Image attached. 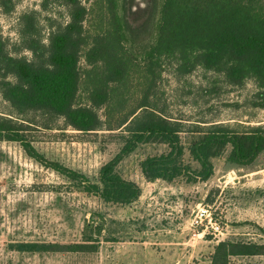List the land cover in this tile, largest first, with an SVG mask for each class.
<instances>
[{
  "label": "trees",
  "instance_id": "obj_1",
  "mask_svg": "<svg viewBox=\"0 0 264 264\" xmlns=\"http://www.w3.org/2000/svg\"><path fill=\"white\" fill-rule=\"evenodd\" d=\"M11 0H0L10 12ZM151 17L134 26L126 2L43 0L42 8L63 6L65 24L52 16L46 38L40 12L27 11L18 23L20 41L0 36V96L8 112H0V141L19 142L26 153L66 176L78 191L106 202L130 204L142 187L119 171L121 162L141 144H166V152L141 161L149 182L207 181L214 160L227 154L235 164H252L264 153V123L198 125L183 140L184 124L157 104V84L166 69L189 75L213 73L231 87L255 86L246 104L264 109V0H155ZM152 24V25H151ZM0 26V32H2ZM32 55H24V50ZM84 62V63H83ZM65 123L82 134L108 130L121 141L120 151L99 171L97 180L48 160L34 144V129ZM189 153V161L186 155ZM196 163L197 167L193 166ZM87 223L82 242L70 245L39 241L10 244L20 252L98 250L91 245ZM98 237L103 223L96 225ZM264 256V243L227 239L214 247L210 264H231L239 256Z\"/></svg>",
  "mask_w": 264,
  "mask_h": 264
},
{
  "label": "rangeland",
  "instance_id": "obj_2",
  "mask_svg": "<svg viewBox=\"0 0 264 264\" xmlns=\"http://www.w3.org/2000/svg\"><path fill=\"white\" fill-rule=\"evenodd\" d=\"M11 1L12 7L19 2ZM42 1L29 0L39 3L37 11L47 38V17L56 7L44 10ZM93 1L84 0L94 8L91 26L96 21ZM120 1L123 5L126 2V14L134 26L143 25L155 7V0ZM56 16L65 20L64 11ZM254 90L252 83L244 88L228 86L203 69L182 76L169 68L158 81L156 98L167 115L184 124L182 137L186 141L198 125L214 121L264 123V109L245 102ZM0 112H8L1 96ZM33 132L35 147L48 160L92 180L98 179L101 167L122 146L119 137L108 130L82 134L62 121L53 129L38 126ZM167 150L166 144H141L121 162L120 173L140 184L143 191L133 203L119 204L76 190L66 176L30 157L19 142L0 141V264H210L220 241L264 243V153L249 165L232 163L225 154L214 160V174L207 181H147L141 161ZM186 159L190 160L189 153ZM200 207L209 209L213 224L219 226L217 231L209 217L201 215ZM99 222L104 229L97 238ZM87 223H91L89 243L100 239L96 251L38 253L10 247L22 241L79 243ZM231 264H264V256H239Z\"/></svg>",
  "mask_w": 264,
  "mask_h": 264
},
{
  "label": "clouds",
  "instance_id": "obj_3",
  "mask_svg": "<svg viewBox=\"0 0 264 264\" xmlns=\"http://www.w3.org/2000/svg\"><path fill=\"white\" fill-rule=\"evenodd\" d=\"M28 9L39 10V3L32 4L29 0H19L15 3L14 9L11 13H4L0 9V26H2L3 31L0 32V36H4L10 40L11 43H18L20 41V33L16 25L19 23V18L22 14H26ZM65 11L63 6H56L55 10L49 15L52 18H57L56 12ZM47 14V13H46ZM70 22V17L65 12V24ZM44 23V21H41ZM24 55L31 57L32 53L30 50H24Z\"/></svg>",
  "mask_w": 264,
  "mask_h": 264
},
{
  "label": "built area",
  "instance_id": "obj_4",
  "mask_svg": "<svg viewBox=\"0 0 264 264\" xmlns=\"http://www.w3.org/2000/svg\"><path fill=\"white\" fill-rule=\"evenodd\" d=\"M199 212L201 213V215H205V216L209 217L212 228H214L216 231L219 229L218 225L215 226L213 224V217H212L211 212H209V209H207L205 207H200Z\"/></svg>",
  "mask_w": 264,
  "mask_h": 264
}]
</instances>
